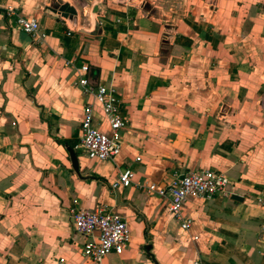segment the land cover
<instances>
[{"label":"crops","instance_id":"crops-1","mask_svg":"<svg viewBox=\"0 0 264 264\" xmlns=\"http://www.w3.org/2000/svg\"><path fill=\"white\" fill-rule=\"evenodd\" d=\"M54 1L0 0V264H94L72 208L126 222L122 253L98 264H264V0H58L74 25ZM7 8L35 19L42 40ZM73 61L123 104L114 161L76 148L85 98ZM122 167L132 185L113 192ZM205 169L231 180L230 196L187 199L188 232L137 187Z\"/></svg>","mask_w":264,"mask_h":264},{"label":"built area","instance_id":"built-area-1","mask_svg":"<svg viewBox=\"0 0 264 264\" xmlns=\"http://www.w3.org/2000/svg\"><path fill=\"white\" fill-rule=\"evenodd\" d=\"M5 15L20 31L40 42L43 35L33 18L7 8ZM74 72V85L85 98L78 130L76 148L94 161H114L121 148V132L128 124L127 114L114 88L93 84L89 79V67L84 63H70ZM133 172L129 167L120 168L117 179L109 189L117 192L132 185ZM231 180L222 172L214 170L179 171L168 173V179L159 184L137 185L145 188L148 195L162 197L167 202V212L182 232H188L191 219L182 214L181 207L187 199L208 200L230 196ZM72 229L83 238L81 255L91 263L98 264L107 255H120L128 243L129 230L126 222L116 213L104 208L92 211L72 208ZM196 240V237H193ZM192 264H201L199 260Z\"/></svg>","mask_w":264,"mask_h":264},{"label":"water","instance_id":"water-1","mask_svg":"<svg viewBox=\"0 0 264 264\" xmlns=\"http://www.w3.org/2000/svg\"><path fill=\"white\" fill-rule=\"evenodd\" d=\"M58 0L55 2H52V9L57 11L63 19L68 21L69 24L74 25L75 24V10L73 7L68 6V4H58ZM70 162H71V167L72 169L77 173L78 172V164L76 160L75 153L72 149H67ZM232 200L234 201H241L242 199L237 197V196H232Z\"/></svg>","mask_w":264,"mask_h":264},{"label":"rangeland","instance_id":"rangeland-1","mask_svg":"<svg viewBox=\"0 0 264 264\" xmlns=\"http://www.w3.org/2000/svg\"><path fill=\"white\" fill-rule=\"evenodd\" d=\"M79 157H80V158H85V157H84V156H82V155H79ZM87 161H88V162H90L89 160H87ZM108 169H110V170H111L112 168H111V167H109Z\"/></svg>","mask_w":264,"mask_h":264},{"label":"trees","instance_id":"trees-1","mask_svg":"<svg viewBox=\"0 0 264 264\" xmlns=\"http://www.w3.org/2000/svg\"><path fill=\"white\" fill-rule=\"evenodd\" d=\"M75 146V144L71 145V147Z\"/></svg>","mask_w":264,"mask_h":264}]
</instances>
